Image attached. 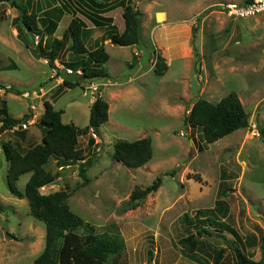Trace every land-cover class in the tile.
<instances>
[{
	"label": "rangeland",
	"instance_id": "rangeland-1",
	"mask_svg": "<svg viewBox=\"0 0 264 264\" xmlns=\"http://www.w3.org/2000/svg\"><path fill=\"white\" fill-rule=\"evenodd\" d=\"M148 2L141 0L142 17ZM177 2L181 5L177 6ZM218 2L222 4L218 6L216 0L156 2L154 10L164 7L169 11V20L193 18L188 24L193 32H190L193 58L173 61L170 73L159 77L154 70L161 49L152 47L148 62L152 82H146L145 86L133 83L141 91L133 89L117 100L111 98L110 92L121 88L105 90L112 107L111 121L102 125L100 135L90 131L79 137L84 159L69 166L53 167L57 177L43 192L67 190L71 193L68 203L71 210L94 225L96 233L124 239L126 251L119 264H198L178 246L180 239L196 234L197 227L217 231L227 239L201 236L199 241L204 247L200 246L195 254L201 264H210L216 250L221 248H226L223 264H233L234 257L227 246L242 247L256 261L264 259V135L260 133L261 128L264 130V13L234 19L228 16L224 5L241 4L243 0ZM55 4L56 13L64 8ZM3 9L7 11V4H2L0 10ZM13 10L9 16L17 17V10ZM10 17L0 28V85L14 86L15 92H0V109L6 101L7 114L8 110L15 116L31 111V125L38 123L45 131L41 119L45 103L53 101L54 93L48 91L53 85L63 84L64 79L56 76L47 60L30 54L18 34L13 35ZM68 18H63L62 27ZM148 28L146 25L147 33L141 44H151L148 35L151 25ZM64 31L65 28L61 29V36ZM183 35L188 37V33ZM108 51L111 60L105 69L113 75L112 66L116 61L126 62L128 52L115 45L108 46ZM58 63L56 66L64 69ZM204 75L209 78L207 81ZM207 84L210 88L204 90ZM105 85L108 84L99 86L97 91H92L91 85L67 88L56 105L57 110L64 112L63 122L83 129L88 126L90 99L94 102L92 97ZM32 91H38V95L26 98ZM230 93L239 96L250 126L207 144L202 130L184 120L199 99L216 104ZM31 125L27 129L15 127L0 132V264H35L45 250L44 224L31 216L28 199H19L10 190L8 161L2 146L11 142L23 151L28 150L25 143L17 141L19 132ZM37 132L33 127L27 133ZM143 138H150L153 144V158L148 167L130 169L114 160L113 147L117 141ZM90 139L95 140L92 147L87 145ZM46 167L52 170V161ZM189 175H199L202 182L189 179ZM28 178L29 175H24L19 179V191L24 192ZM158 179L162 180L160 188L131 208L134 189L147 188ZM217 201L222 204H216ZM214 207L219 209L214 215L196 217L198 210ZM185 214L191 221V231L182 224ZM209 217H218L235 235L230 230L223 232V226H210L206 222Z\"/></svg>",
	"mask_w": 264,
	"mask_h": 264
},
{
	"label": "trees",
	"instance_id": "trees-1",
	"mask_svg": "<svg viewBox=\"0 0 264 264\" xmlns=\"http://www.w3.org/2000/svg\"><path fill=\"white\" fill-rule=\"evenodd\" d=\"M88 1L94 4H108L105 2L110 0ZM37 2L38 0H0V4L5 3L10 8L17 10L18 16L13 19V25L18 31V38L28 48L32 49L33 56L48 61L50 68L57 72L56 76L64 79V88L72 89L77 86L92 85L97 80L108 78L105 65L109 62L110 55L105 50L104 45L92 51L87 48L85 43L88 33L86 24L74 14L62 38H54L53 35L57 31L65 11L60 10V15H55V17L49 12V16L44 15L41 18L39 17L41 12L36 9ZM120 6L124 10L125 30L121 34L117 30H111L107 33L108 40L113 45L121 47L139 45L141 42L142 14L132 6V1L130 3L122 1L118 7ZM42 25L45 26L43 31L41 30ZM36 36H39L37 45L35 44ZM50 38H52L50 48H47L43 40L46 39L47 41ZM31 43L36 46L33 47ZM67 51L78 56L87 55L88 58L75 62H64L62 54ZM57 60L65 67L64 69L55 65ZM68 70L72 73H68ZM167 71L166 60L158 54L157 66L154 70L155 75L162 77ZM1 88L6 89L7 92H15L12 88ZM92 98L94 102L90 108L89 125L86 128L79 129L73 123H64L61 119L63 110H56L51 103L46 102L45 112L41 119L45 131H43L40 144L33 145L26 151L11 142L2 145L8 161L7 179L12 194L19 199H28L31 216L45 226V250L35 259V264H119L125 254L124 239L120 236L109 235V233H96L97 229L94 225L71 210L68 204L71 197L70 192L64 190L65 192L43 193L41 191V188L54 183L57 177L53 170H49L46 165L52 159L57 160L59 167L69 166L70 163L83 160V150L82 148L79 149V137L90 131L100 135V128L109 121V104L103 99L102 91L100 90L97 96ZM5 102L2 103L4 107L1 110L3 117L0 120V132L21 126L31 119L32 114L31 116L26 115L22 119L10 117L7 114ZM184 121L192 127L200 128L207 144H214L226 136L250 126L244 105L236 93H230L216 104L205 99H199L194 103ZM260 133L264 135L262 128ZM94 143L95 140L91 139L90 146H93ZM113 148L114 160L130 169H139L147 165L153 158V144L150 138H143L134 142L119 140ZM24 175H29V178L24 192H21L17 188V182ZM188 178L202 182L199 175H189ZM161 184L162 180L158 179L147 188L143 189L137 186L132 192L129 206L133 209L136 208L141 200L156 192ZM216 204H222V201H217ZM215 210L219 211L216 207L198 210L196 217L214 215ZM217 218L209 217L206 222H209L210 226H223V232L230 230L232 235H235L234 231L228 226L224 227V223ZM182 224L189 227L191 231V221L188 214L184 215ZM219 234L217 231L212 232L209 228L200 229L197 227V233L180 239L178 246L181 252L190 256L193 262L201 264L195 256L200 246L204 247L199 238L207 235L227 240L225 236L221 235L222 233ZM226 244L229 245L227 242ZM227 249L232 251L233 264H264V259L254 260L245 253L242 247L227 246ZM225 253L226 248L216 250L210 264H223Z\"/></svg>",
	"mask_w": 264,
	"mask_h": 264
},
{
	"label": "crops",
	"instance_id": "crops-1",
	"mask_svg": "<svg viewBox=\"0 0 264 264\" xmlns=\"http://www.w3.org/2000/svg\"><path fill=\"white\" fill-rule=\"evenodd\" d=\"M41 1H43L42 3L43 9L40 6ZM122 1L126 3H130L132 1V5L135 6V9L140 11L139 9L141 7L140 6L141 0H115V1L110 0L109 2H105L108 4H103V3L94 4L93 2L88 1V0H38L37 9L39 10V12H41L39 14V17L41 18H43L44 15L49 16V12L53 15V17H55V15L56 16L60 15L59 12L56 13V10L54 12V8L58 9L55 3H57L58 5H61L62 8L64 6L62 10L65 11V14L62 16L59 22L58 29L53 35V37L55 38L62 37L64 34L62 36L60 35L61 29L65 28V31H66V29L69 27L73 19L74 14H76L86 24V28L88 29V33H87L86 41H85L87 48L90 51H92L104 45L105 50L109 54L108 46L113 45V44L110 42V40H108L107 33H109L111 30L112 31L117 30L121 34L125 30V21L123 19L124 10L122 6L118 7V5H120ZM148 1L149 2L145 6L146 7L145 10L143 11L140 36L142 40L145 36L144 34L147 33V30H145V26L147 25L150 28V25H151V29L149 30L150 34H148L151 39V44L150 43L147 44L146 42H143L141 44L140 42L139 45H135V46H129V47L118 46L120 47L121 50H124V52L125 51L128 52L125 55L128 56L129 59L124 63H122L121 61H116L115 62L116 64L112 66V72L114 73L113 75L111 74L109 69H107L108 78L100 79V80L95 81V83H93L94 85L108 84V85H105V87H103L101 91H102L103 99L109 104V113H111L112 107H111V103L109 102V100H107L105 97V93H106L105 90H107V88L109 89L110 87L112 88L116 86L121 88L119 90H114L115 92L114 91L110 92L111 98L113 100H117L119 98H122L121 95H124L123 98L129 95L133 91V89L141 91L139 88L135 87L133 83L135 85L136 83H141L140 84L141 86H145L146 82H152V79H150V76L152 75H151V72L149 71V63H148L149 54H150L149 52H151L152 47L161 49L158 52V54L161 55L166 60V63L168 65V71L166 72V74L170 73V70L172 68L171 63H173V61L181 60V59L189 60L193 58L194 56L193 55L194 49L192 47L193 36L191 35V33L193 34V32L190 29V27H188L189 22L193 18L188 17V18L179 19V20H169V11L167 9H165L164 7H157V9L154 10V7L157 5L156 2H158V0H148ZM216 2L217 3L215 4H217L218 6L222 4L218 2V0H216ZM176 4L177 6L181 5V2H177ZM1 6L2 4L0 5V7ZM7 6H8L7 11H5V9L0 10V28L2 27L1 24L3 22H6L7 18L10 17L9 16L10 10H13L12 8L9 7V5ZM66 9H68L69 12L66 11ZM13 11H15V9ZM66 16H69L68 22L67 24H65V26L62 27L61 22L63 18ZM145 17L147 18L145 19ZM10 18H11L10 24H11L12 33L15 37H17L18 32L16 31L15 25H13V19L16 18L15 14L14 16H11ZM41 27H42L41 30L43 31L45 29V26L42 25ZM183 33L185 34L188 33V37L185 38ZM221 38L222 37L220 36L219 41H221ZM46 39L43 40L44 44L47 42ZM49 44H51L50 40L47 42V48H50ZM23 45L26 48H28L24 43ZM69 46H70V43H69ZM147 47H149L150 50L145 49ZM27 50L30 52V54H32L31 48H28ZM138 52L140 56L136 57V53ZM62 55H63L64 62H69V61L75 62V61H80L82 59L86 60L88 58L87 55H84V57L78 56L71 51H67L65 54H62ZM40 60L44 61V59L42 58ZM110 60H111V56H110ZM57 61L59 62V60ZM57 61H55V65ZM58 64L63 66L61 62H59ZM12 66H14V64ZM205 78H206V81L209 79L206 76ZM137 79H139L141 82H137L136 81ZM1 87H5L4 84L0 85V92L3 93L4 91L2 90H6V89H2ZM11 88L15 89L14 86H11ZM209 88H210V85L207 84V86H204L203 89L209 90ZM66 89L67 88H64L63 84L58 85V86L56 85V87H54V85L50 87L48 94L54 92L52 95L53 101L50 103L54 106L55 109H56V105L58 101L60 100V98L66 95L67 93ZM8 93L9 92H7V94ZM92 104L93 102L90 99L89 111H90ZM193 105L194 104H192L190 110L192 109ZM3 107L4 105L2 104V108ZM2 108L0 109V118L3 117V115L1 114ZM190 110L188 113H190ZM31 114H32L31 111L28 114L26 113V115L28 116H31ZM8 115L14 119H21L22 117L26 116L25 114L20 115V116L19 115L15 116L9 110H8ZM110 121H111V115H109V121L107 123H109ZM113 123L117 124V122H114V121ZM33 127L37 128L38 132L28 134L27 132ZM77 127L79 128V126ZM79 129H83V128H79ZM18 135H19V141L17 142L18 143L23 142L27 145L26 147L31 148V146L40 144L42 142L43 130H41V126L38 125L37 123L35 125L29 126L28 130L26 131H20ZM38 138H40L39 141H38ZM90 140L87 143L88 147H92L90 146ZM149 163L143 167H146V166L148 167ZM56 166H57V160L52 159V170H54L53 167H56ZM62 171L64 172V170Z\"/></svg>",
	"mask_w": 264,
	"mask_h": 264
},
{
	"label": "built area",
	"instance_id": "built-area-1",
	"mask_svg": "<svg viewBox=\"0 0 264 264\" xmlns=\"http://www.w3.org/2000/svg\"><path fill=\"white\" fill-rule=\"evenodd\" d=\"M224 9L226 10L228 16L231 18H234V19L235 18L242 19V18L254 17V16H257V15L264 13V0H243V2L241 4L232 2V3H228L227 5H224ZM38 41H39V36H36L35 37L36 44L38 43ZM157 61H158V55H157L155 68L157 66ZM68 73H72V71L68 70ZM90 87H91L92 91L98 90L97 85L92 84ZM39 90L42 91L41 89H39ZM31 94L34 96H37L38 91H33L32 93L28 92L26 94V98H28ZM32 108H34V107L32 106ZM31 119H29L25 124H22L21 126H18V127H22V129H27V126L31 125ZM45 189H46V187H43V188H41V191L44 192Z\"/></svg>",
	"mask_w": 264,
	"mask_h": 264
}]
</instances>
